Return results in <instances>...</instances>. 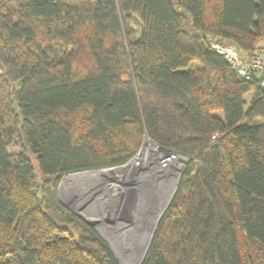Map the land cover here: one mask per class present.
I'll list each match as a JSON object with an SVG mask.
<instances>
[{
    "label": "trees",
    "instance_id": "obj_1",
    "mask_svg": "<svg viewBox=\"0 0 264 264\" xmlns=\"http://www.w3.org/2000/svg\"><path fill=\"white\" fill-rule=\"evenodd\" d=\"M262 40L264 0H0V264H120L59 187L145 138L189 160L142 264H264V92L210 48Z\"/></svg>",
    "mask_w": 264,
    "mask_h": 264
},
{
    "label": "rangeland",
    "instance_id": "obj_2",
    "mask_svg": "<svg viewBox=\"0 0 264 264\" xmlns=\"http://www.w3.org/2000/svg\"><path fill=\"white\" fill-rule=\"evenodd\" d=\"M132 25L136 31L133 34L131 39L136 41L137 39H139L141 27L137 23H133ZM185 29L191 30L190 20H187V23L185 25ZM229 44H232V43H229ZM257 48L264 49V40L259 42V44L257 45ZM201 69H203V66L201 65V63H199L197 61H194L188 68V70H192V71H198ZM122 79L125 81H128L130 79V75L125 74L122 76ZM253 98H254L253 93H249L245 96V102H246V106H247L246 110H248ZM214 115L222 118L221 112H216V113H214ZM254 123L255 124H264V120L263 119L255 120ZM212 139H213V141H217L218 136H213ZM144 142H145V140H144ZM144 142L142 144V146L144 145V147H145V151L143 152V154H144L143 158L140 159L138 162H135L134 159L137 157L136 156L132 160L131 164H129L130 162L128 163L129 166L126 165V167L120 168V169H127L126 171L117 172V173H110V174H107L110 171H104L103 175H101V173H98V172L92 173V174H84V175H80L76 178H70V180H69L70 176L69 177L67 176L68 179H67L66 183L62 184L64 179L66 178L65 177L61 181V184L59 187L60 200L64 206H66L68 209H70L74 214L82 217L86 222H89L91 224H94L95 222L99 223V225H97L94 228L97 230L99 235L109 244V246L113 252V255L115 256V258L117 259V261L120 264H133L135 262V260L137 259V257L140 254L144 253L145 246H147V243H148V236L145 232H140L138 234V236L133 238L132 242L128 241V238H130L134 233L129 232L126 234H122L121 232H123V231H121L119 229V226H126V225L128 226L130 224H128L127 222L121 221L122 218H120L115 213V211L117 209L113 208V210L112 209L108 210L107 205L110 203L113 205H116L117 201H115V200H117L118 197L122 193L127 192L125 202H128L129 200L131 201L132 199H135V197L138 196L139 193H141V195H139L141 197L140 198L136 197V201H139V199H140L142 203H145V208H143L144 211H142V217L140 218V220H138L135 223L136 224L135 226L141 224L142 225L141 228L147 227L149 224L152 223V219H153V215L150 217V219H148L149 216H147V213H149V211H150L149 208L151 209V204H149L150 200L153 199V202L155 201L156 203H157V201H161L158 204V206L159 207L160 206L165 207L168 200L171 198V194H173V192L175 191L177 179L179 177L178 173L174 170V168L177 169L178 168L177 166H179V165L173 164L175 167L168 166L167 168L164 167L165 169H163L161 166L158 167L157 165H154V166L151 165L150 166L149 163L144 161L145 163H147L144 166L143 159L147 158V152L148 153H151V151H153L154 153L156 152L155 147L152 146L151 143H148V141L146 143H144ZM142 146H141L139 152L141 151ZM21 148L22 147L19 145H17V147L12 145L8 148V151L11 154H18V153L22 152ZM139 152H138V154H139ZM181 157H183V156H181ZM183 158H185L186 160H189L186 157H183ZM32 159L34 160V164H35L36 176L40 178L37 163H36L34 158H32ZM151 164H152V162H151ZM171 164H172V162H171ZM178 164H180V163H178ZM186 164L185 165L181 164V165H182V167L185 168ZM141 168L143 170V173H145L141 177L146 178V180L141 179V180L135 181L134 172L137 171V169L140 170ZM158 169H160L162 171L161 175L159 174L162 177V179L166 178V180L164 182L165 184L162 185L161 188H158V187H156V185L154 186L152 184V179H153L152 175H155ZM149 170H152V171H149ZM181 171L183 173L182 169H181ZM98 175H101V176H98ZM126 175H128V178L126 179V182L124 183L125 187H123L122 180H123V178H126ZM91 176H94V177L92 179L88 180ZM112 176H113V179L110 180V177H112ZM167 178L169 179L168 181L170 183L173 182L174 184L173 185H172V183L168 184L166 182ZM142 180H144V181H142ZM112 184H115L116 186H114V185L112 186ZM142 186H143V188L145 187L146 189H143ZM106 187H107V189H106ZM111 187H113V188H111ZM163 188L166 190H163ZM112 195H113V197H112ZM104 202H106V203H104ZM170 203H169V205H170ZM169 205H168V207H169ZM114 218H115L114 221L117 224H119V226L115 227V226L111 225L110 221H112ZM159 222L157 223V226L154 229V232L152 235V240L154 238L155 232L157 231ZM123 228H126V227H123ZM117 230H119V231H117ZM118 232H119V235L117 234ZM115 235H116V237L114 238ZM118 236L122 239H117ZM138 238H140V240ZM115 240H117V241H115ZM152 240H151V242H152ZM120 245L123 247V249H122L123 252L121 250H119ZM123 253L128 254L127 259L129 257V260H125V258L122 256Z\"/></svg>",
    "mask_w": 264,
    "mask_h": 264
},
{
    "label": "built area",
    "instance_id": "obj_3",
    "mask_svg": "<svg viewBox=\"0 0 264 264\" xmlns=\"http://www.w3.org/2000/svg\"><path fill=\"white\" fill-rule=\"evenodd\" d=\"M211 50L216 53L217 55L221 56L227 64L236 71L241 77H243L246 81H254L257 80L258 84L261 88V90L264 92V53L256 54L254 56L246 55L239 51L236 45L234 44H221L218 42H211L210 43ZM217 138V137H216ZM149 138L145 139L146 143H151L152 146L155 147L156 152L154 153L151 151V153L147 152V158L143 159V162H147L150 164V166L157 165L158 167H162L163 169L170 167H175L173 164L177 160H181V155H178L177 153H170L166 150L161 149L159 146H157L153 141L148 140ZM145 151L144 145L142 146L141 151L137 155V157L134 159L135 162H138L140 159L143 158V152ZM174 158V160H172ZM144 162V166L147 164ZM152 162V164H151ZM172 162V164H171ZM138 164V163H137ZM183 164L180 161L178 168H174V170L178 173V176L182 173L181 169L184 170L182 167ZM143 166V167H144ZM142 167V168H143ZM165 167V168H164ZM142 168L140 170L137 169V171L134 172L135 174V181L146 178L141 177L143 174ZM152 171V170H149ZM148 171V172H149ZM131 173V172H130ZM129 173V174H130ZM147 173V172H146ZM162 171L160 169L157 170L155 175H152V184L156 187H162L165 183V179H162L160 176ZM160 174V175H159ZM151 177V176H150ZM142 180V181H144ZM178 180V179H177Z\"/></svg>",
    "mask_w": 264,
    "mask_h": 264
},
{
    "label": "flooded vegetation",
    "instance_id": "obj_4",
    "mask_svg": "<svg viewBox=\"0 0 264 264\" xmlns=\"http://www.w3.org/2000/svg\"><path fill=\"white\" fill-rule=\"evenodd\" d=\"M136 197H138V196H136ZM115 201H117L116 205H113V204L110 203V204L107 205V209L108 210H110V209L113 210V208H116L117 210L115 211V213L120 218H122L125 222H127L131 226H135L136 225L135 223L138 220H140V218L142 217V211H144L143 208H145V203H142L140 199H139V201H136V198L135 199H132L131 201L129 200L128 202H125V199H121V198L118 197V199L115 200ZM149 204H151L152 211L149 208V210H150L149 213L150 212L151 213L150 214H147V216H149L148 219H150V217L152 215H154L153 212L155 211L154 208L156 206V202L155 201L153 202V199H151L150 202H149ZM114 222H111L110 221L111 225H113L115 227L116 226H119V224H117L116 222L114 223ZM130 225H128V226H130ZM139 226H142V225H139ZM139 226H137V228H140ZM121 227H123V226H119V228H121Z\"/></svg>",
    "mask_w": 264,
    "mask_h": 264
},
{
    "label": "bare ground",
    "instance_id": "obj_5",
    "mask_svg": "<svg viewBox=\"0 0 264 264\" xmlns=\"http://www.w3.org/2000/svg\"><path fill=\"white\" fill-rule=\"evenodd\" d=\"M144 155V154H143ZM172 160H174V159H172ZM180 163V160H177L174 164L175 165H179L178 163ZM134 167V166H133ZM129 168V167H128ZM127 170V169H126ZM106 171H108V170H106ZM110 171V170H109ZM128 178V175H126V178H123V180H122V182H123V187H125V185H124V183L126 182V179ZM111 179H113V176L112 177H110V180ZM169 179L167 178V183L168 184H171L172 183V185L174 184L173 182H169L168 181ZM175 187V186H174ZM143 189H146V188H143ZM163 190H166V189H164L163 188ZM174 193V192H173ZM172 195L173 194H171V197H172ZM158 196V195H157ZM171 199V198H170ZM170 199L168 200V202H167V204H166V206L168 205V203L170 202ZM161 201H157V203H156V206H155V212H154V215H153V219H152V223L151 224H149L147 227H144V228H141V226H139V225H137V226H139L140 228H137V226H123V227H126V228H123V227H121V228H119L121 231H123V232H121L122 234H126V233H129V232H132V233H134L130 238H128V241H131L132 242V240H133V238H135L136 236H138V234L140 233V232H145L146 234H147V236H148V243H147V246H145V251H144V253H142V254H140L138 257H137V259L135 260V262L133 263V264H140V262L142 261V259H143V257L145 256V254H146V251H147V248H148V245H149V243H150V240H151V238H152V235H153V232H154V229H155V227H156V224H157V222H158V220H159V218L161 217V215H162V212L164 211V209L166 208V206L165 207H163V206H158V204L160 203ZM158 206V207H157ZM151 211H152V208H151ZM151 213V212H150ZM150 213H147V214H150ZM141 225V224H140ZM125 230V231H124ZM119 231V230H118ZM118 235H119V232L117 233ZM116 237V235L114 236V238ZM109 238V237H108ZM141 238V237H140ZM140 238H138L139 240H140ZM117 239H122V238H120L119 236H118V238ZM143 240V239H142ZM115 241H117V240H115ZM121 243V242H120ZM115 246V245H114ZM117 246V245H116ZM122 249H123V247L120 245L119 246V250H121L122 251ZM123 252V251H122ZM127 255L128 254H125V253H123V257L125 258V260H129V257H128V259H127ZM130 256V255H129Z\"/></svg>",
    "mask_w": 264,
    "mask_h": 264
},
{
    "label": "water",
    "instance_id": "obj_6",
    "mask_svg": "<svg viewBox=\"0 0 264 264\" xmlns=\"http://www.w3.org/2000/svg\"><path fill=\"white\" fill-rule=\"evenodd\" d=\"M148 140H150V139H148ZM151 141V140H150ZM162 149V148H161ZM163 150H165V149H163ZM166 151H168V152H170V153H172V151H169V150H166ZM184 165L188 162V160H186L185 158H181V160H180ZM132 162V161H131ZM131 162L129 163V164H131ZM129 164H127L128 166H129ZM124 167H126V166H122V167H116V168H111V169H107V170H116V169H119V168H124ZM99 171H106V169L105 170H99ZM92 172H98V171H92ZM92 172H86V173H92ZM86 173H81V174H86ZM74 175H76V174H74ZM181 175H182V173L179 175V177H178V180H177V184H176V188H175V191H174V193H173V195H172V197H171V199H170V202H171V200L173 199V197H174V195H175V193H176V191H177V189H178V185H179V181H180V177H181ZM144 186V185H143ZM143 186H142V188H143ZM147 187V186H146ZM145 188V187H144ZM158 188H161V187H158ZM126 193L127 192H125V193H122L120 196H119V198H121V199H125L126 198ZM139 193V192H138ZM139 195H141L140 193H139ZM139 195H138V197H139ZM130 197V196H129ZM134 197V196H133ZM132 197V198H133ZM141 197V196H140ZM139 197V198H140ZM136 198V197H135ZM61 201V200H60ZM169 202V203H170ZM169 203H168V205H169ZM168 205L166 206V208L164 209V211L162 212V215H161V217L159 218V220H158V222L161 220V218H162V216L164 215V213H165V211H166V209H167V207H168ZM115 220V219H114ZM114 220H112L111 222H114ZM119 220V219H118ZM121 221H124L123 219H121ZM125 222V221H124ZM157 222V223H158ZM87 223H89V222H87ZM115 223V222H114ZM89 224H91V223H89ZM93 227H96L97 225H99V223L98 222H95L94 224H91ZM156 226H157V224H156ZM156 228V227H155ZM151 240H152V238H151ZM151 240H150V243H149V245H148V248H147V251H146V254H147V252H148V250H149V247H150V244H151ZM146 254H145V256H146ZM145 256L143 257V259H142V261L140 262V264L144 261V259H145Z\"/></svg>",
    "mask_w": 264,
    "mask_h": 264
}]
</instances>
